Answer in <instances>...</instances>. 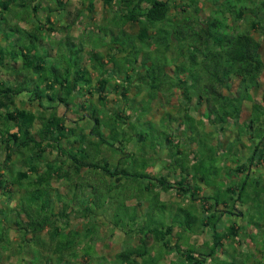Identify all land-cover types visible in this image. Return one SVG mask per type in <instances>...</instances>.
<instances>
[{"label": "trees", "instance_id": "trees-1", "mask_svg": "<svg viewBox=\"0 0 264 264\" xmlns=\"http://www.w3.org/2000/svg\"><path fill=\"white\" fill-rule=\"evenodd\" d=\"M14 1L0 0V26L5 28L0 35L11 41L0 46V214L7 209L5 219H0V264L10 255L23 254L32 243L37 249L29 259L26 254L28 260L20 257L21 263L91 264V260H104L95 253L96 243L109 240L116 233L111 232V226L118 229L120 223H111V216L116 215L111 207L104 210L103 205L91 206L95 203L93 197H89L87 205L78 199L87 176L95 177V186L106 189V193H110L112 182L120 186L122 179L126 180L128 188L153 193L155 200L159 197L155 209L178 210L181 217L186 215L188 219L178 226L171 223L156 227L146 218L152 205L138 199L137 207L142 206L146 213L144 220L143 213L141 218L137 212L127 216L128 231L120 226L126 241L111 264H158L164 255L178 256L180 264H211L220 257L233 256L245 258L246 264L250 255L238 251L242 243L239 237L247 231L246 226L230 220L234 216L242 220L243 210L247 212L244 208L252 200H241L242 192L237 198L240 208L236 209L234 203L229 211L220 191L203 182L200 165L207 158L216 162L219 157V172L244 179L240 184L243 191L251 167L264 164V95L253 97L264 79V50L254 37L258 33L264 38V0H220L219 5V0H213L216 6L205 18L199 14L198 0L182 2L193 8V14L186 13L175 0H84L90 12L100 4L108 9L116 7V12L111 11L112 20L122 22L121 37L126 36L129 44L124 45L117 36L108 43L110 48L103 40L86 52L80 46L75 51V61L83 52L85 60L75 62V71L69 63L73 59L66 55L59 66L63 71L46 63L49 51L42 46L41 35L42 31L54 33V28L41 24L32 30L19 27L29 20L10 8ZM66 1L54 2L64 10ZM22 4L16 9L20 10ZM35 7L40 6L37 3ZM13 11L19 19L17 24L8 26L7 15ZM46 18L50 25V18ZM239 23L247 28L239 31ZM127 24L135 30L127 28ZM62 27L71 29L69 25ZM25 37L29 44H25ZM70 39L66 34L60 41H64L69 54L74 45L68 42ZM97 48L107 52L102 56ZM87 63L89 67L85 66ZM139 63L144 71L138 82L131 80L132 74L123 76L122 64H129L128 71L135 72L133 67ZM2 69L9 71V78H2ZM131 89L135 92L129 98ZM111 90L125 104L109 113L106 99ZM87 94L96 99L97 106L85 100ZM18 101L26 104L19 106ZM246 102L251 107L250 118L239 125ZM143 103L147 107L142 112ZM59 106L71 107L70 113L78 121L59 115ZM88 109L85 116L83 110ZM154 111H162L157 122L148 118ZM84 117L88 120L84 121ZM133 121L137 130L131 127ZM255 125L260 131L257 139L253 135ZM233 126L237 128L233 142L238 146L244 135L249 142L248 147L243 145L244 151L249 152L244 161L232 158L240 151L235 149V143L228 146L229 140L227 144L214 140ZM255 140L258 145H252ZM131 142L135 143L133 150L129 147ZM212 144H221L220 149ZM103 149H114L121 156L111 164ZM15 152L19 166L10 174L8 166ZM162 154L166 159L161 170H166V174L153 177L146 170L152 167L151 163L154 168L159 166L156 161L162 160ZM197 177L206 187L203 194L199 193L202 187L194 181ZM62 184L71 193L64 195V203L59 197ZM256 186L263 189L262 185ZM16 188L21 191L17 196ZM235 189L231 185L223 191L232 199ZM169 191H174L180 202L172 204L162 197L163 192ZM191 208L196 209V216L189 215ZM77 220L80 226L73 223ZM225 223V227L221 226ZM249 223L259 225L250 220L246 225ZM105 224L110 226L108 233L101 230ZM12 229L21 235L15 244L9 236ZM43 233L48 235L47 242L41 238ZM203 234L206 239L200 245L191 243L192 236ZM184 239L187 245L183 244ZM247 240L254 242V237ZM228 242L239 248H224Z\"/></svg>", "mask_w": 264, "mask_h": 264}, {"label": "rangeland", "instance_id": "rangeland-1", "mask_svg": "<svg viewBox=\"0 0 264 264\" xmlns=\"http://www.w3.org/2000/svg\"><path fill=\"white\" fill-rule=\"evenodd\" d=\"M55 0H15L14 3H11L10 8L16 10V13H18L19 15H24L27 16V19L29 20L28 23H20L21 28L26 29V30H32V28L38 24H41L42 26L48 25L46 22V17L48 16L50 18V20L53 18V21L51 22V24H54L53 26H56L58 24H64L71 26V29L69 31H66V34L69 35V37L71 38L70 40H68V42H72L74 45H72L71 50L72 52L69 54V52L67 51V46L64 43V41L60 44V41L62 40L64 33H47L46 35L42 34L41 35V39H45L44 43H43V47L46 48V50H51L49 52V56L46 59V63L49 65L51 64L53 67H58V69L60 71H63V69H61L62 67H59L62 63V58L66 55L68 56V58L73 59L70 60L69 63L72 65V69L73 71L76 70V68H78L76 66L75 62L81 63L83 60H85V52L88 50L92 49V46L94 44H96L97 46L100 45V41L103 40L104 44L106 45L107 48H110L109 46V42L114 41L115 37L117 36H122L121 35V29L120 26L121 25V21H113L112 17H111V11L112 12H116V7L115 8H104L101 4L99 6H96V10L90 12L89 10H87L86 8V3L84 0H67L65 2V6H64V10H61L58 8L57 4L54 2ZM176 3H179L180 5H182L183 0H175ZM23 3V4H22ZM39 4V8L36 9L35 5ZM19 4H22L23 7H21L20 10L16 9V6H18ZM197 7L200 9L199 14L202 18H205V16H208L209 13L211 14V12L214 10L215 8V4L213 3V0H198L197 3ZM220 4V0L218 1L217 5ZM34 7L35 10H32V8ZM181 7V9H184L186 13H190L193 14L195 11H193V8L190 7L189 4L186 5V3H184ZM114 9V10H113ZM180 10V9H179ZM36 11V12H35ZM180 12V11H179ZM16 13L13 11L12 13H10L9 15H7L6 13L3 16L7 15V21L9 23H7L8 26H12L17 24V20L19 18H15L16 17ZM70 13V14H69ZM109 18V19H108ZM111 18V19H110ZM108 19V20H107ZM2 25V24H1ZM52 26V25H51ZM77 26V27H76ZM75 27V28H74ZM129 29L131 30H135L136 27H134L133 25L128 24ZM247 28L246 24H238V29L239 31L241 30H245ZM5 29V28H4ZM3 26H0V32H2L3 30ZM264 29V27H263ZM263 31V30H262ZM45 32V31H43ZM42 32V33H43ZM134 32V31H131ZM46 33V32H45ZM44 36V37H43ZM254 37L260 41L263 50H264V38L261 39L260 35L258 33L254 34ZM25 44L26 43H30L29 39H27L25 37ZM122 39V43L124 45L129 44V42H127V37H121ZM126 41V42H125ZM11 41L5 39L4 36L0 35V46H5L8 45ZM27 44V47H28ZM38 47H40L39 45H37ZM83 46L85 52H83L82 56L78 57V59L75 61V57H76V53L75 51L80 47ZM51 47V48H50ZM69 50V49H68ZM101 50V55L104 56L105 53L107 52L106 49H101V48H97L96 52ZM67 51V52H66ZM42 52V51H41ZM157 54V53H156ZM160 55V53H158V56ZM157 56V57H158ZM123 62V61H122ZM120 62V63H122ZM120 65V64H119ZM128 65V66H127ZM124 65L122 64V73L123 76L125 73H129L132 74V78L131 80L134 82H138V79L143 76V71L144 68L143 66L140 65V63L138 65H134V70L135 72H130L129 70V64ZM81 66V65H80ZM111 66V65H110ZM17 67H20V65H17ZM76 67V68H75ZM1 74H2V78L4 77H8L9 78V71L2 69L1 70ZM111 74V70L109 73V76ZM141 74V75H140ZM138 75V76H137ZM19 79V78H18ZM118 79V78H117ZM95 80V78H94ZM93 80V82H94ZM236 86V82L235 80L233 81V87ZM264 79L261 80V88L259 90H257V93L253 95V97L256 98H260L263 97L264 95ZM114 92V93H113ZM135 90L131 89V91L129 92L128 97L131 98L134 95ZM28 94H26L27 96ZM77 95V93L75 94ZM28 97V96H27ZM22 97L23 99H27ZM79 97V96H78ZM141 96H139L138 99H140ZM142 97H144L143 93H142ZM81 98V96L79 97ZM137 99V100H138ZM86 101H89V103H92L94 105H98V102L96 101V99L94 97L91 98L90 95H86L85 97ZM19 106H24L26 103L23 104V102H17ZM106 109L108 110L109 113H111L113 110H115V108L117 106H121V108H123L122 105H124L125 103L122 101L121 97H119L117 95V93H115V91L111 90V92L107 95V99H106ZM124 103V104H123ZM146 107H147V103H143V111H146ZM152 107V106H151ZM150 107V108H151ZM250 104L249 103H245L243 110H242V114H241V118L239 120V125L244 124L245 122H247L250 118ZM77 109H80L79 107ZM145 109V110H144ZM80 111V110H78ZM83 111L85 113H83ZM80 111L79 114H84L86 116V114L89 112L88 110H83ZM71 107H64V106H59L58 107V114L59 115H67V117H71V119L73 120H77V116L76 115H71ZM162 113V111H154L153 114L151 115V117H148L149 119L151 118L153 121L157 122L159 119L160 114ZM82 114V115H83ZM87 119V117H84V121ZM88 120V119H87ZM135 121H133V123L131 124L132 128H135V130L138 129V125L136 123H134ZM73 125V124H72ZM121 126V125H120ZM123 127V126H121ZM246 128V127H244ZM254 131H253V135L254 138L257 139V136L259 135L260 131H259V126L255 125L254 127ZM230 132H227L223 135H216L214 138V140H216V143H218V141H220L223 144H227L226 142L228 141V146H231L232 143H235L236 146V150H240L238 156L236 157H232V158H238L242 161H244V159L249 155L248 150L244 151V146L249 145L248 139L246 137V135H244L242 138H240V142L238 143V146L236 145V142H233L236 138H237V128L236 126L233 127H229ZM249 133H251V130L249 129ZM134 142L130 143L131 147L130 149H134L136 148L134 146ZM213 145V144H212ZM252 145H258V142L255 140V142L252 143ZM215 146L217 149H220L221 144L219 145H213ZM216 149V150H217ZM138 151V150H137ZM103 154H105L108 162H110L111 164L116 163L117 159L121 156V154L116 151V150H111L109 152L105 151V149H103ZM258 153V152H257ZM164 154L160 155V158L162 160H158L156 162H158V164H160L157 167H153V163H151V166L153 167H149L146 172H148L151 176L155 177L156 175L159 174H166V170H161V164L163 163V160L166 159L163 156ZM242 155V156H241ZM19 158L18 154L15 152L13 155L12 160L10 161V165L8 167L10 170V174L14 173L16 171V169H18V161L17 159ZM21 158V156H20ZM231 158V159H232ZM3 159L2 153H0V161ZM216 162H212L209 158H207V160H205L203 163H201L200 165V171L201 174L203 176V182L208 183L210 185H212V189L215 188L217 190L220 191L219 195L221 198H225V202L226 205L228 207V210H233V204L235 203V207L236 209L240 208V203L237 200L238 196L240 193L243 192V197L241 198V200H252L248 201L247 203V207H245L244 209H247V212L243 210L244 216L241 220L240 217H232L230 220V223H237L238 225H242V226H246V232L245 234L241 233L239 239L242 241L243 246H244V242L248 239V237L250 236V231L257 232V235L262 234L263 236H258V240L263 239L264 238V189H260L256 186V181L254 180L255 178L253 176L249 177V180L247 181L245 179V187L244 190H240L241 188V183L244 179L239 180L238 178H231V176L226 177L225 175H222V173H220L219 168L221 166V164H219L218 162L221 161V159L218 157L216 158ZM16 163V164H14ZM157 164V163H156ZM229 166L233 165L231 163H228ZM256 167L252 168V169H258L263 171V178H261L262 180H258V183L262 185V183L264 184V164L260 163V164H255ZM25 169V168H24ZM136 170H141L139 168H137ZM210 173V176H208ZM31 176V175H29ZM246 178V177H244ZM110 179L109 176H107V180ZM113 180V179H111ZM199 186L202 187V190L199 191V193H204V188H206L205 186L203 187L201 185L202 181L199 179V177L195 178L194 180ZM95 177H90L87 176L84 180H83V190L81 191V195L78 198L80 201L82 200V203L85 204L87 202V200L89 199V197H93V201L95 203H92L91 206L95 207L96 205H103L104 206V210H108L109 207H111V209L113 210V213L116 211V215L114 217L111 216V223L114 224V221H117L120 223L119 228H112L113 226H111V232H116L113 234L112 237L109 238V240L107 239H101L96 243V247H95V253L98 257H104V260H91V264H111V260L113 259V256L115 255V253H117V251L121 250L122 246L124 245V242L126 241V238L124 237V235L121 233V227H123L122 229L125 231H128V224L127 222H125V220L127 221V216L130 218L131 216H133V213L139 215V218H141V214L143 213V211L141 210L142 206L140 208L137 207V204H139V200H141V202H150V204L152 205L151 209L148 210L147 213V221L150 220L151 222H153L154 226H167L168 224L174 225V226H178V224H180V222H184L187 221V216L186 215H182L181 217V213L178 210H174L172 211L171 209L167 208V207H163V208H159V209H155L156 206L158 205V198H156V200L153 197V193L151 194H147L146 192H144L143 190H140V192H137L136 190H132L131 188H128L129 184L128 181L122 179V185L117 186L116 182H112V188L109 189L110 193H106V189L102 188V187H96L95 186ZM233 185V187H236V189L234 190V194L232 195V199H230L228 196L226 195L225 192L223 191L227 186ZM61 186V196L60 199H62L63 203L66 201V197H64V195L68 196L70 193V190L66 187L67 185L62 184ZM264 186V185H263ZM261 187V186H260ZM13 188V187H12ZM94 188L91 192V189ZM197 188V187H196ZM198 189V188H197ZM192 190V189H191ZM193 191V190H192ZM208 191V190H207ZM236 191V192H235ZM218 192V191H217ZM14 193L17 195H19V193H21V191L14 189ZM244 193H247V197L244 196ZM260 193V194H259ZM230 195V196H231ZM163 198H167V202H171L172 204L178 203L180 202V198L177 197V195L174 193V191H169L168 193L163 192L162 194ZM232 200V201H231ZM233 200H236L235 202ZM98 202V203H97ZM211 202H214V200H211ZM104 203V204H103ZM172 204H170L172 206ZM1 207L3 206L2 203H0ZM87 205V204H85ZM175 207H177L178 205H174ZM198 206H201L200 204H198ZM166 210H165V209ZM4 208H1V210ZM7 212V209L4 210L3 214H0V219H5V214ZM144 214V213H143ZM192 214L193 216H196V209L191 208V210H189V215ZM146 213L144 214V216L141 218L143 219L145 217ZM7 216V215H6ZM145 218V219H146ZM223 219L226 220V218L224 217ZM73 219H71L70 221L72 222ZM144 220V219H143ZM184 220V221H183ZM248 220L251 221H255V223L257 222L259 225H252L250 224V227L246 225V222L248 223ZM244 221V222H243ZM73 223H76V226H80L81 222L79 220L77 221H73ZM118 223V224H119ZM226 223H228V221H226ZM226 223L223 225L221 224V226H226ZM194 225V223L192 224V226ZM121 226V227H120ZM195 226V225H194ZM252 226V227H251ZM254 227V229H253ZM9 228V227H8ZM102 232L104 233H108L110 232V226L105 224L103 225V227L101 228ZM117 230H119L120 232H118ZM107 231V232H106ZM260 231V233L258 232ZM9 236L11 238V240H13V244L17 243L19 240H21V235H18L16 232H14V230H10L9 231ZM195 234V233H194ZM177 235V234H176ZM256 235V236H257ZM180 236V235H178ZM255 239H257L254 235H252ZM45 242L48 241V235L46 237V233H43L42 237H41ZM206 239V235L203 234L201 235H197V236H192L191 237V243L196 244V245H200L202 243L203 240ZM254 239V240H255ZM185 242L183 244L187 245V239H184ZM136 240L133 242L135 243ZM148 243L151 244L152 241L148 240ZM225 247L224 248H228V249H232L234 248L232 243H224ZM254 244V243H253ZM257 244V245H256ZM25 246L29 245L27 243H24ZM256 246H258L259 248H263L264 244H260V242H256L255 243ZM261 245L263 247H261ZM14 246V245H12ZM36 247L34 246V244H30L29 247L27 248L26 252H24L21 255H13V256H8L7 260L3 263V264H27V262H20V257L24 258L25 260H28L32 254V251L35 249ZM195 248V247H194ZM25 249V248H23ZM37 249V248H36ZM239 249H241V253L244 250H246L245 246L240 247ZM26 254L29 255L28 259H26ZM172 254H175L174 251H172ZM178 256L175 255H164L163 259L158 263V264H169L170 261L175 262V264H180V259H177ZM184 258V257H183ZM19 262V263H18ZM244 263L245 264V258L241 257H232V258H223L220 257V260L218 258V260H213V262L211 264H241Z\"/></svg>", "mask_w": 264, "mask_h": 264}, {"label": "crops", "instance_id": "crops-1", "mask_svg": "<svg viewBox=\"0 0 264 264\" xmlns=\"http://www.w3.org/2000/svg\"><path fill=\"white\" fill-rule=\"evenodd\" d=\"M69 1H71V0H69ZM109 19V18H108ZM107 19V20H108ZM53 21V18L50 20V25L48 24V25H45V26H48V27H53L54 29V33H56V34H61V33H64V36L66 35V30H64L63 29V27L62 26H65L64 24H58V25H56V26H53L54 24H51V22ZM52 25V26H51ZM128 26V24L126 25V27ZM129 26H130V24H129ZM77 27V26H76ZM75 28V27H74ZM128 28V27H127ZM43 32V31H42ZM42 34H44V35H46L47 33H45V32H43ZM63 36V37H64ZM44 37V36H43ZM43 41H42V46H43V43H44V41H45V39H42ZM51 48V47H50ZM46 49V48H45ZM49 52L51 51V50H48ZM97 52H99L100 54H101V50H99V51H97ZM51 53V52H50ZM85 66H87V67H89L90 66V64H85ZM89 72H91V69H89ZM92 74V73H91ZM94 74V73H93ZM92 74V75H93ZM94 76V75H93ZM16 164V163H15ZM256 167V166H255ZM254 166L253 167H251V169H250V171H249V177L250 176H253L255 179V181H256V183L257 184H259L258 183V180H262L261 178H263L262 176H263V171H261V170H258V169H252V168H255ZM256 184V185H257ZM259 185H261V184H259ZM264 184L262 183V187H263V189H264V186H263ZM247 226H249L250 227V224H247ZM252 227V226H251ZM253 229H254V227H253ZM257 231V230H256ZM256 231H254V232H251L250 231V236L251 237H253L252 235H254L257 239H255V240H253L254 242H252V241H250V240H246L245 242H244V246H245V248H246V250H244L243 249V243H241L240 245H241V247H242V249H243V251L242 252H247L248 253V255H250V257H249V259H248V262L246 263V264H264V245L262 246L261 245V247H263V248H259L258 246H256L255 245V243L257 242H260V244H264V238L263 239H260V240H258V236H263L262 234H259V235H257V232ZM259 233H260V231H258ZM257 235V236H256ZM203 242V241H202ZM229 243V242H228ZM254 243V244H253ZM234 248H239V246L236 244L235 246H234ZM240 250V252L239 253H241V249H238V251ZM235 257H237V256H235Z\"/></svg>", "mask_w": 264, "mask_h": 264}]
</instances>
